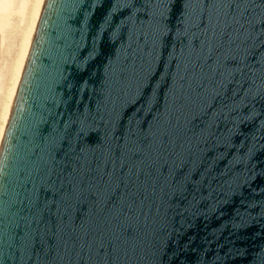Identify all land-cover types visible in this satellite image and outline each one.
Returning a JSON list of instances; mask_svg holds the SVG:
<instances>
[{"label": "water", "instance_id": "95a60500", "mask_svg": "<svg viewBox=\"0 0 264 264\" xmlns=\"http://www.w3.org/2000/svg\"><path fill=\"white\" fill-rule=\"evenodd\" d=\"M38 2L0 0V264H264V0H46L8 119Z\"/></svg>", "mask_w": 264, "mask_h": 264}, {"label": "bare ground", "instance_id": "6f19581e", "mask_svg": "<svg viewBox=\"0 0 264 264\" xmlns=\"http://www.w3.org/2000/svg\"><path fill=\"white\" fill-rule=\"evenodd\" d=\"M45 3H46V0H39V2H38L37 9H36V12L34 15V19H33V22H32L31 28H30V32L28 35V39H27V42L25 45V49L23 52V56H22L20 66L18 69V73H17L15 83L13 86V90H12V93L10 96L8 107H7V110L5 113V118L10 119V117H11V114H12V111H13V108H14V105L16 102L18 90L20 88L22 76L24 74V70H25V67H26L30 52H31V48H32V45H33V42H34V39L36 36V32H37L38 25H39V22H40V19H41L43 10H44ZM1 45H2V42H1V34H0V57H1ZM3 140H4V135H3L2 126L0 124V149L2 147Z\"/></svg>", "mask_w": 264, "mask_h": 264}, {"label": "snow or ice", "instance_id": "6c2138e0", "mask_svg": "<svg viewBox=\"0 0 264 264\" xmlns=\"http://www.w3.org/2000/svg\"><path fill=\"white\" fill-rule=\"evenodd\" d=\"M217 4H219V6L220 7H224L225 5H224V0H213V3L212 4H205L204 5V7H212V8H215L216 6H217ZM241 5L240 4H237V8H239ZM227 7L229 8V9H231L232 8V2H231V0H230V2L227 4ZM251 23V22H250ZM260 23L262 24V25H264V18H262V20L260 21ZM163 30V27H162V25H157V31L159 32V31H162Z\"/></svg>", "mask_w": 264, "mask_h": 264}]
</instances>
